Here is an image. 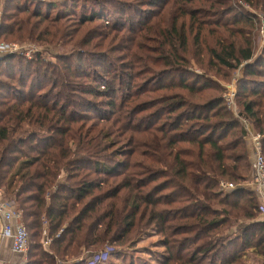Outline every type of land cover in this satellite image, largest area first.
Wrapping results in <instances>:
<instances>
[{"label":"trees","instance_id":"obj_1","mask_svg":"<svg viewBox=\"0 0 264 264\" xmlns=\"http://www.w3.org/2000/svg\"><path fill=\"white\" fill-rule=\"evenodd\" d=\"M140 2L166 8L165 21H152L154 13L126 28L83 0L45 10L36 0L2 1L0 41L70 40L74 50L55 62L40 53L0 56V188L28 232L23 264H87L93 253L133 249L148 228L164 248L158 264H248L249 252L264 264V216L242 187L252 154L241 124L257 131L264 153V48L253 58L257 19L241 14L243 4L264 13V0ZM104 47L126 50L110 77L80 69ZM203 53L209 66L233 70L247 61L253 78L237 83V115L222 94L204 98L203 76L184 67L202 63ZM156 63L159 73L181 75L161 85L168 94L147 91ZM221 181L235 187L224 190Z\"/></svg>","mask_w":264,"mask_h":264},{"label":"rangeland","instance_id":"obj_2","mask_svg":"<svg viewBox=\"0 0 264 264\" xmlns=\"http://www.w3.org/2000/svg\"><path fill=\"white\" fill-rule=\"evenodd\" d=\"M59 2L63 0H36L35 4H39L41 6L42 10H45V4L49 2ZM83 2L87 3V6L93 7L94 9L96 8L97 11H101V8H103L101 13L103 14L104 17L111 23H117V24H123V26H126V28H139L140 24H146V22L150 19H152V15L154 14L155 16L153 17V20H163L165 21L166 19V13L164 11L166 8L161 9L160 7L154 8V12L149 9L146 5H141L140 0H83ZM32 6L34 3H30ZM132 6L133 8H131ZM87 7L86 12H89V8ZM243 8L241 9V14L243 16H256L257 23L256 25H259V17L261 15H264V13L255 10L249 6H245L243 4ZM122 9V10H121ZM121 10V11H120ZM2 12V11H1ZM90 13V12H89ZM234 13L231 15L225 17L231 18ZM245 16V17H246ZM151 21V22H152ZM165 23H162V25H167ZM100 27V26H99ZM155 27V25L153 26ZM98 28V27H96ZM102 28V27H100ZM39 31V29H37ZM102 30V29H99ZM123 30H126L125 27ZM222 31V30H221ZM206 35V34H205ZM224 36H227V32H223ZM207 38V43L209 45H213L215 42V38L210 35H206ZM128 37L131 38L133 37V34L130 35L128 34ZM250 39L252 41V46H253V58L257 57L259 54H261L263 48H264V36H260L258 33V28H254L253 31L250 32ZM68 40V39H67ZM6 42H11L18 44L19 48L17 50V54L22 57L23 60L25 59H32L35 57L37 53H40L41 57L44 60H51L55 62L54 56L61 55V54H68L72 50V44L70 43V40L65 43L63 41L62 43H58V45L55 46H50L41 42H36L33 40H16L14 37H9L8 41ZM149 44H153L149 42ZM115 46V45H113ZM126 45H121V47L125 48ZM84 52L90 51L89 47H84L82 49ZM95 53L93 55H90L87 57L86 55L84 56L83 60L81 61L80 64V69H88L90 73L92 72H100L101 74H105L107 77H110V72H114L116 67L114 66L115 61L120 62V60H116L119 56H125L126 50H121V51H116L113 53L108 52V49L105 47L102 49H95ZM78 51H76L77 53ZM188 56V55H187ZM189 58H191V55H189ZM201 60L202 63H200V59L198 58H192L189 61V64H187L186 67L187 71L190 73H195L197 75L203 76L204 79H202L204 82L199 83L200 86H205V90L203 92V97H211V96H216L218 94H222L225 99L227 98L228 100L230 97H232L233 103L235 105V108L240 111V108L237 105V102L235 101V92L237 90V83L242 82L244 80H250L248 78H253L252 76L245 74L244 73V68H245V63L242 62L238 67L235 69L231 70L228 69L222 65H217L216 66H209L208 61L210 58L208 55L203 53L201 55ZM125 62V60H124ZM249 62V61H248ZM159 65L154 66V70H156L157 75L152 76L151 78L153 79V83L151 86L147 88V91L150 90H157L154 95L152 96H159L162 94H168V92L171 91H164L161 88V85L167 84V83H178V77L181 75H173L168 76V72L164 73H159V70L162 69V66H160V63H156ZM23 66V65H22ZM23 68V67H22ZM107 68L109 70L108 74H106V71L104 70ZM153 68V67H152ZM15 73H18L17 71ZM190 73L188 74V79H195L196 77L192 76ZM176 76V78H175ZM147 74H143L140 76V78L137 79L136 82H143L145 78H147ZM175 78V79H174ZM174 79L172 82L171 80ZM242 80V81H241ZM176 92H183V90H176ZM226 99V101H227ZM242 122V121H241ZM247 124L251 127L249 122L246 120ZM243 124V123H241ZM251 129L257 133L256 130H254L252 127ZM246 147L250 150L249 145L245 142ZM252 158V155H251ZM242 187L251 190L252 187L249 186L247 183H243ZM253 191V189H252ZM254 192V191H253ZM259 217V215H258ZM160 236L156 233V231L153 228H148L146 232L142 234V236L138 237V240L135 242V247L132 248H123L122 250L119 249V251L114 252V250H110L108 256L104 259H99L98 261H95V264H144L145 262L147 264H158L156 261V258H161V255H163V246H162V241L160 240ZM46 246L47 244L44 243ZM28 247V246H27ZM29 249V248H28ZM27 249V250H28ZM27 253V252H26ZM13 258V257H12ZM19 258V256L16 255L15 257V262ZM26 258V257H25ZM262 258L252 252H249L247 255L246 261L248 264H261ZM22 263L25 261V259L21 258ZM88 261V259H87ZM7 262V261H6ZM89 263V262H88ZM87 263V264H88ZM9 264V262H7ZM18 264V263H16Z\"/></svg>","mask_w":264,"mask_h":264},{"label":"built area","instance_id":"obj_3","mask_svg":"<svg viewBox=\"0 0 264 264\" xmlns=\"http://www.w3.org/2000/svg\"><path fill=\"white\" fill-rule=\"evenodd\" d=\"M3 0H0L2 2ZM258 33L264 36V15L259 17ZM18 44L0 41V56L5 54L17 53ZM227 99V98H226ZM228 106L237 115L239 111L235 108L232 97L227 99ZM245 134L244 141L249 145L251 158V176L247 184L252 187L254 194L257 196L260 204L261 215L264 216V153L260 144V135L255 133L247 124L246 120L241 119ZM224 190H232L235 186L232 183L220 182ZM0 188V241L9 239L11 242L10 250L14 255L25 259L28 246V232L22 221L21 213L12 200L5 199L1 196ZM49 240H46L48 244ZM110 249L104 252L93 253L88 258V264H95V261L104 259L108 256ZM0 264H7L6 261H0Z\"/></svg>","mask_w":264,"mask_h":264},{"label":"crops","instance_id":"obj_4","mask_svg":"<svg viewBox=\"0 0 264 264\" xmlns=\"http://www.w3.org/2000/svg\"><path fill=\"white\" fill-rule=\"evenodd\" d=\"M1 4H2V2H0V11H1ZM10 246H11V242L9 239L0 241V261H7V262H9V264H16V263L23 264L24 262L22 263L23 260H21L20 256L15 262L16 255H14L11 252ZM89 257L90 256H88L87 259Z\"/></svg>","mask_w":264,"mask_h":264}]
</instances>
